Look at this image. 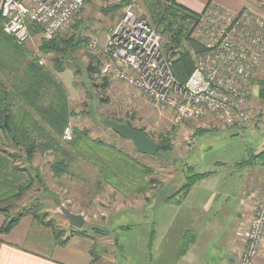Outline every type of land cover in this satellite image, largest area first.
<instances>
[{"label": "rangeland", "instance_id": "1", "mask_svg": "<svg viewBox=\"0 0 264 264\" xmlns=\"http://www.w3.org/2000/svg\"><path fill=\"white\" fill-rule=\"evenodd\" d=\"M147 3L145 0H137L134 14L148 20L155 27ZM122 14V7L109 0H84L82 9L49 42L35 34L22 47H17L12 42L15 48L9 41L1 39V53L25 51L30 54L35 68L44 69L61 83L72 112L66 126L72 128L73 135L74 132H86L90 140L113 147L116 152L132 159L136 165L135 170L129 171L122 187L101 186L96 191L94 183L101 178L99 170L94 167L95 164L83 165L73 158L72 153L73 157L66 160H72L70 172L75 177L65 176L62 179L52 178L50 165L55 162L56 156L50 152L37 155L30 166L24 161L17 164L12 161L14 165L25 166L30 172L34 170L41 174L47 190L45 192L41 187L37 193L29 191L22 203H18L17 206L20 207L10 209L7 214L9 217L0 213V220L3 226L6 221L20 214L23 215L22 218H30L32 234L29 246L39 250L61 246L62 242L71 238L85 247L89 264H164L163 261L153 258L158 251L156 224L160 222L162 225L164 221L168 223L177 212L178 217L173 222L177 225L184 222L183 207L181 211L175 209V206L182 203L181 193H174L190 177L210 174L208 178L199 181L198 185L217 175L225 179L226 186L234 181L235 188H239L236 187V180L240 184L242 182L247 190L245 193L248 194L243 199V204L241 203V221L238 227L241 231L254 207L264 202V157L256 158L260 152H264V100L257 84L264 81V58L255 71L252 97L247 103L252 125L232 129L211 118L179 124L175 122L171 111L155 108L140 93L125 85L110 83L102 76L99 68L93 80L89 81L86 74L88 64L92 59L93 63L101 61L93 57L91 44L97 40L103 48L108 35L105 32L120 21ZM196 17L198 19L199 15ZM198 24L197 20L190 25L189 39L200 44L193 37L199 31ZM101 38L103 42L100 41ZM67 40L71 46H67ZM163 40L161 36L162 46ZM46 43L49 45L47 51L44 49ZM164 50L167 51L165 48ZM178 50L166 53L173 54L179 52ZM198 55L199 53L191 56L194 64ZM38 61H42L43 65L39 66ZM56 62L61 64L60 68ZM15 108L16 105L13 111ZM109 121L130 125L144 132L156 144L165 141L166 151L154 157L141 155L128 141L104 127L103 123ZM44 126L51 133V127ZM54 138L69 153L67 144L57 136ZM6 144L0 131V146L3 145L4 150L13 154V151L5 147ZM143 170H148L150 174H143ZM142 179V184L145 182L149 188L146 192H138ZM150 182H153L151 186ZM207 184L202 188L196 185L193 191H205ZM220 189L222 190V184ZM170 196V201L165 203L163 200ZM55 199L58 206L53 201ZM38 204H42V207L35 213V209L31 210L30 207ZM61 209L82 215L85 220L83 227L79 230L72 228L61 214ZM34 213L41 216V221L35 220ZM174 243L173 239L167 242V246L160 253V260L163 259V253L169 250L168 244L174 246ZM161 245L165 246L164 243Z\"/></svg>", "mask_w": 264, "mask_h": 264}, {"label": "built area", "instance_id": "2", "mask_svg": "<svg viewBox=\"0 0 264 264\" xmlns=\"http://www.w3.org/2000/svg\"><path fill=\"white\" fill-rule=\"evenodd\" d=\"M136 1L131 0L120 21L109 29L103 48L97 40L91 44L93 57L101 60L102 76L137 90L155 108L171 111L179 124L210 118L232 129L251 124L247 103L264 58V19L249 11L207 7L199 14V31L193 36L203 51L181 86L172 74L175 56L164 51L156 28L135 16ZM83 5L84 0H0V30L17 47L29 41L31 31L49 42ZM71 139L66 128L63 140ZM263 241L264 202L254 207L242 230L235 264H255Z\"/></svg>", "mask_w": 264, "mask_h": 264}, {"label": "trees", "instance_id": "3", "mask_svg": "<svg viewBox=\"0 0 264 264\" xmlns=\"http://www.w3.org/2000/svg\"><path fill=\"white\" fill-rule=\"evenodd\" d=\"M148 1V11L151 16V20L155 25V28L160 36L163 37L164 47L167 51H173L180 49L179 52L174 53L175 60L173 63V73L175 78L180 84H183L190 76L194 66L192 54L201 53L202 47L195 41L189 39V31H191L190 25L197 21V15L191 14L181 7L173 3H167L164 0H145ZM131 0H121L118 4L124 10L130 5ZM152 25V24H151ZM33 33V31H31ZM2 40L9 41L5 38L0 30V43ZM67 46L69 40L66 41ZM186 45L184 46L183 45ZM14 46V45H13ZM15 47V46H14ZM47 47V49H46ZM16 48V47H15ZM183 50H182V49ZM44 49L47 51L49 45L46 43ZM165 51V50H164ZM165 51V52H167ZM65 53V52H64ZM65 56H67L65 54ZM99 60V59H98ZM88 64L86 74L89 81L93 80L98 68H101L99 61H94ZM57 67L60 68L61 64L56 62ZM35 68L36 66H33ZM37 76L30 80V83L26 84V90L21 95L23 105L30 108V113L40 120L43 124L51 127V133H46L41 129L33 128L32 131L26 126L25 121L26 113L21 109L13 111V97L8 94L6 87L0 83V131L4 135V139L7 144L5 147L9 151L4 150L3 145L0 146V213L7 216L8 212L12 208H19L18 203H22L24 197L32 192H39L40 188H44V179L37 171L32 172L22 166H17L14 163L26 162L31 165L37 155L42 156L45 152H50L56 156L55 162L50 165V173L52 178L62 179L63 177H75L70 172V165L72 160L67 161L66 159L72 158L71 153L74 155L73 158L80 161L83 165H93L99 170V180L94 183V189H100V187H115L120 188L125 185V178L128 176L130 170L134 169L136 163L123 155L122 153L116 152L113 147L105 145L104 143L90 140L86 132L75 133L73 141L67 144V148L70 150L69 153L65 152L60 147V143H57L54 137L61 138L64 128L67 125L69 116L72 112L70 111L68 98L66 92L57 80L49 74L47 71L41 68H35ZM61 71V70H59ZM255 83V82H254ZM260 88V96L264 100V81L257 83ZM106 85V84H102ZM34 125V124H33ZM130 126V125H129ZM166 142L161 141L158 144L159 150L156 155L166 151ZM257 157H264V152H261ZM132 163V164H131ZM31 169V168H30ZM143 174H150L148 170H143ZM131 175H129L130 177ZM210 174L198 175L195 178L190 177L186 184L183 185L174 195H181L182 201L199 181L208 178ZM141 182V187L138 186V192H146L149 188L144 182ZM135 183V182H133ZM150 186L153 182L149 183ZM135 184L131 187V189ZM45 190V188H44ZM47 190V189H46ZM45 190V192H46ZM170 197L166 198L165 203L170 201ZM42 199V198H37ZM57 205L56 199L53 200ZM181 201V202H182ZM181 204V203H180ZM42 207V204H38L30 207L35 209L34 212H38ZM33 214L35 220L41 221V216ZM23 215H18L15 218L12 217L4 223L0 229L1 234L9 233L22 219ZM52 223V222H50ZM42 225V223H39ZM73 234V233H72ZM71 234V236H72ZM82 236L85 237L84 234ZM66 242H62L61 246L65 245Z\"/></svg>", "mask_w": 264, "mask_h": 264}, {"label": "crops", "instance_id": "4", "mask_svg": "<svg viewBox=\"0 0 264 264\" xmlns=\"http://www.w3.org/2000/svg\"><path fill=\"white\" fill-rule=\"evenodd\" d=\"M164 1L173 3L194 15L201 14L209 6H216L235 13L249 11L264 18V0ZM107 32L108 30L105 33ZM35 34L38 35L36 32L32 35ZM100 41L103 42V39L101 38ZM1 51L2 47H0V83L13 97V107L16 105L15 110L25 111L27 129L32 131L36 128L48 133L44 129V124L30 113V108L24 106L21 100V95L26 90L24 83L29 84L30 80L37 76L32 67L30 54L20 50H15L13 53L7 51L1 53ZM224 182L225 179L217 175L199 185L196 184L202 188L208 183L205 191L194 192L196 185L193 186L182 203L175 206L178 211L183 207L184 222L181 225L173 222V219L178 217V212L168 223L164 221L162 225L160 222L156 224L158 251L153 258L163 261L164 264H235L242 246L241 230L238 228L241 221V203L243 204V199L248 193H245L247 190L238 180L236 187L239 188H235L234 181L229 186L224 185ZM1 224L2 220H0V229ZM31 229V219L24 217L9 233H0V264H89L85 247L71 238L63 246L44 247L43 250L32 248L29 246ZM172 239L175 240L174 246L168 244L169 250L163 253V259L160 260V253ZM162 243L165 244L164 247ZM255 264H264V241L262 252Z\"/></svg>", "mask_w": 264, "mask_h": 264}, {"label": "water", "instance_id": "5", "mask_svg": "<svg viewBox=\"0 0 264 264\" xmlns=\"http://www.w3.org/2000/svg\"><path fill=\"white\" fill-rule=\"evenodd\" d=\"M103 125L121 139L131 142L134 149L141 155L154 157L159 150L158 144L153 142L144 133L134 130L128 125L119 124L114 121L105 122ZM61 214L73 228L79 230L83 227L85 220L82 215L73 214L65 209H61Z\"/></svg>", "mask_w": 264, "mask_h": 264}, {"label": "bare ground", "instance_id": "6", "mask_svg": "<svg viewBox=\"0 0 264 264\" xmlns=\"http://www.w3.org/2000/svg\"><path fill=\"white\" fill-rule=\"evenodd\" d=\"M34 33V32H33ZM32 33V34H33ZM37 33V32H36ZM3 34V33H2ZM38 34V33H37ZM39 35V34H38ZM33 36V35H32ZM194 66H195V64H194ZM194 69V68H193ZM192 72H193V70H192ZM192 72H191V74H192ZM172 74H173V77H174V79L176 80V82L179 84V85H181V86H183V85H185V83L188 81V79H189V77L191 76V74H190V76L187 78V80L183 83V84H180L178 81H177V79L175 78V76H174V73H173V66H172ZM104 77V76H103ZM106 78V77H105ZM107 80L110 82V83H112L108 78H107ZM117 84H119V83H117ZM123 85V84H122ZM130 89V88H129ZM132 90H134V89H132ZM134 91H136V92H138L137 90H134ZM138 93H140V92H138ZM141 94V93H140ZM142 95V94H141ZM143 96V95H142ZM126 125V124H125ZM129 126V125H128ZM131 127V126H130ZM66 128H70V130H71V134H72V139H71V141H64L63 140V133H64V131H65V129ZM132 128V127H131ZM132 129H134V128H132ZM134 130H136V129H134ZM137 131H139V130H137ZM140 132H142V131H140ZM63 133H62V136H61V139H62V141H63V143H65V144H69V143H71L72 141H73V138H74V135H73V131H72V128L70 127V126H66L65 128H64V130H63ZM142 133H144V132H142ZM145 134V133H144ZM116 135V134H115ZM146 135V134H145ZM147 136V135H146ZM148 137V136H147ZM120 138V137H119ZM131 143V142H130ZM132 144V143H131ZM133 146V145H132ZM72 227V226H71ZM73 228V227H72ZM75 229V228H74Z\"/></svg>", "mask_w": 264, "mask_h": 264}]
</instances>
